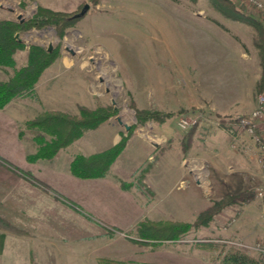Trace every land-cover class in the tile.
I'll return each instance as SVG.
<instances>
[{
    "label": "rangeland",
    "instance_id": "obj_1",
    "mask_svg": "<svg viewBox=\"0 0 264 264\" xmlns=\"http://www.w3.org/2000/svg\"><path fill=\"white\" fill-rule=\"evenodd\" d=\"M232 1L247 16L229 15L221 8L225 5L217 4L215 0H99L98 4L90 0H0V20L14 21L30 19L39 7L73 12L82 10L86 3L90 4L87 13L68 27L63 37L57 35L53 25L18 33L25 48L15 52L12 66L0 67V77L3 76L0 81L11 79L29 64L32 46L48 50L51 47L58 51V56L44 70L32 90L10 102L15 99L30 101L34 108L29 109L31 117L40 111L51 110L78 116L81 106L90 109L116 107L118 110L116 115L87 130L54 157L45 159V162L41 159L43 167L40 170L57 171L53 163L64 168L70 157L102 152L112 145L113 138L127 137L128 152L117 157L112 171H108V177L119 181L122 189L120 193L117 190L106 195L107 216L97 213L96 201L86 194L88 191L83 194L77 190V195L67 197L55 189L56 193L69 199L66 203L23 177L36 191L58 203L57 216L53 217L52 224H47L57 237V264H221L215 257L217 246L211 247L209 243L225 245L227 249H242L240 243L264 240V198L257 196V189L264 184V125L261 124L263 129L259 130L260 141H256L239 122H236L237 127L241 128L238 127L237 131L232 128L225 135L227 140L232 137L231 143L237 142L235 148L239 151L244 148L239 147L240 139L246 140L247 136L251 142L250 145L244 141L249 144L248 167L252 171H233L235 176L229 180L225 178L227 173H232L227 171L229 164L242 169L233 161H220L222 170L226 171L212 170L213 160L193 158L190 154L180 161L191 170L192 174L187 178L176 167L177 160L164 157L167 149L170 150L168 153L175 155L178 139L191 129L181 128L183 118L196 123L201 142L213 128H218L222 118L230 122L229 117L210 110L202 101L225 89L228 81L219 78L216 70L209 72L204 65L195 64L190 45L194 38L199 39L192 35V25L199 27L205 23L208 27L210 23L206 21H211L220 27L226 17H231L241 23V28L235 27L239 34L232 33L234 40L242 42L246 49L253 43L259 47L260 29L256 22L264 25V15L242 0ZM165 47H170L168 49L176 55L173 60L163 52ZM178 53L182 55L179 59ZM254 57L248 64L237 61L231 65L234 79H237L234 74L239 72L243 82H253L255 72L261 70ZM177 59L182 64H177ZM259 93L257 87L254 90L256 101ZM137 110L159 114L141 120ZM178 110L185 112L165 116ZM38 132L39 129L27 124L19 127L20 138L26 142L31 154L38 148L34 140ZM167 135L170 140L165 139ZM143 150L145 163L136 168L131 158L142 157ZM151 155L154 157L149 160ZM161 157L165 159L161 160ZM35 178L43 183L42 186H51L43 179ZM189 185L199 187L201 191L197 193L201 202L196 207L193 203L186 207L184 201L181 202ZM223 200L229 203L207 224L192 227L180 239L146 244L133 241L138 239L134 229L140 220L186 219L185 222L191 223L200 209ZM32 228L34 233L49 231L41 225ZM14 230L21 231L18 225ZM242 250L264 264V254Z\"/></svg>",
    "mask_w": 264,
    "mask_h": 264
},
{
    "label": "crops",
    "instance_id": "obj_2",
    "mask_svg": "<svg viewBox=\"0 0 264 264\" xmlns=\"http://www.w3.org/2000/svg\"><path fill=\"white\" fill-rule=\"evenodd\" d=\"M213 21L217 22L215 20ZM206 22H209L210 26L207 27L205 23L201 24L199 27H195V25L191 26L192 35H196L199 39L193 37L194 40L190 45L193 51H190V55L192 59H195L193 60L195 64L204 65L209 72H214L216 70L219 78L228 81L225 89L219 91L213 98L208 100L202 99V101L205 102V105L208 104L210 110L223 117H229L230 122H226L225 120L223 122L220 121L218 128H213L210 135L202 142L197 135L198 131L195 130L188 147L184 146L183 140L187 132L184 133L183 136L178 139L177 151H174L175 155L168 153L170 150L167 149V155L164 157L171 156L174 161L177 160L175 164L176 167L181 170L187 178L191 176V170L187 169L184 164L181 165L180 161L182 159L185 160L190 154H192L193 158L206 157L213 160L211 166L212 170L226 171L222 170L220 165L222 163L220 161L223 159L229 163L233 161V163L235 162L242 169H237L235 165L231 166L229 164L230 167L227 171H231L232 173L225 174L226 180H229L235 176L233 171L251 170V167H248V154H250L248 152H250L249 144L251 145V142L248 141L249 139L247 136L245 137L246 140L240 139L241 144L239 143V147L242 145L244 148H240L239 151L235 148L237 142L231 143L230 140L232 137L227 140L225 135H228L227 133L230 132L232 128L237 131V128L240 127H237L236 122L238 121L235 120L236 118L249 113L256 107L257 101L254 90L259 86V82L263 75L262 54L257 44L253 43L246 49L245 46L242 45V42L234 40L233 34L235 32L239 34L236 28H241V26L239 27V24H241L240 20L226 17L225 23L220 25V27L218 23H213L211 21ZM183 23L185 25V21H183ZM221 26L225 29L223 30ZM168 48L170 47H165V51H163L167 57L172 58L176 56L173 55V51ZM178 54L179 59L182 55L180 53ZM253 57L257 59V64H260L259 67L261 69L255 72L253 79L251 78L253 82H243L239 72L238 74H234L237 75L238 80L234 79L235 77L233 78V75H231V70H233L231 65L235 62L237 63V61L245 63L248 61L251 62ZM178 59L176 60L177 64H182ZM246 69L249 70V68ZM235 72L237 73V70H235ZM250 73H252V71ZM2 78L3 76L0 77V80ZM30 108L34 109L30 101H20L18 99H15V102L13 100V102H10L4 108H0V155L13 165L30 172L35 177L43 179L67 197L70 195H77L78 191L83 194L88 191L86 194H89L90 197H94L96 201L98 206L97 213L102 216H107L108 214L105 210L106 195L117 190V192L120 193L122 189L119 181L117 182L114 177H108L109 172L101 178L83 179L76 177L70 171L72 157H70L68 164H66L64 168L60 166L59 168L56 163H53V168L57 171H41L40 169L43 167V160L41 159L33 163L27 160V156L31 155V150L27 148L26 142L20 138L19 127L26 126L28 121L36 118V116L43 112L40 111L36 116L31 117L29 115L32 112H30ZM261 124L264 125V121H262ZM261 129H263L262 126ZM119 139L121 140V138ZM119 139L116 137L113 138L112 145L108 146L106 149L116 145L120 141ZM165 139L170 140V137L167 135ZM234 139H236V137H234ZM102 141H104V139ZM155 146L159 145L156 144ZM127 149L128 145L118 158L122 155L124 156V154L128 152ZM144 151L145 150H143L141 155L142 157H136L135 159L134 157L131 158V161L134 162V167L137 168L145 163ZM153 157L154 155L149 156V160H152ZM164 157H161V160L165 159ZM45 161L44 159V162ZM155 166L156 164L153 165L152 171ZM112 168L113 166H111L109 171H112ZM117 171L121 170L117 169ZM26 181L20 174L15 172V170L0 163V264H57L56 256L59 255L58 244L56 242L57 237L51 232L52 227H47V224H52L53 217L57 216L58 203L57 201L50 200L48 196L43 195L42 192L36 191V188ZM197 184L200 186L198 181ZM73 186L75 187L73 188ZM168 188L167 186V189ZM198 188L199 187L189 185L186 191V197L181 199L180 196L179 199H181V202L184 201L183 204L186 207L192 203L195 204V207L197 204H200L201 198L197 193L201 191ZM118 206H120V202ZM200 211L201 209L198 211L197 216ZM140 221H138V223ZM184 221L187 220L185 219ZM15 225H18L21 231H15ZM36 225H41L42 228L48 229L49 231L34 233L32 227ZM65 253L71 255L70 252Z\"/></svg>",
    "mask_w": 264,
    "mask_h": 264
},
{
    "label": "trees",
    "instance_id": "obj_3",
    "mask_svg": "<svg viewBox=\"0 0 264 264\" xmlns=\"http://www.w3.org/2000/svg\"><path fill=\"white\" fill-rule=\"evenodd\" d=\"M217 4L223 3L225 13L238 15L240 18L245 16L239 10L232 0H215ZM93 4H98L99 0H90ZM81 11L64 12L54 11L45 7H39L37 12L30 19L25 20H0V67L12 66L15 62L14 54L17 50L25 48L23 40L19 38L18 33L28 31L31 28H41L47 25H53L59 37L65 35L66 29L73 25L80 17L75 15ZM247 16V15H246ZM238 17V18H239ZM244 18V17H243ZM260 29V42L263 75L259 82L258 91L264 92V25L256 22ZM32 55L30 62L21 68L11 79L0 81V108H4L16 96L32 90L40 79L44 70L51 65L58 56L57 50L49 51L41 46L31 47ZM116 107L90 109L86 106L80 107V115L73 116L59 110L45 111L36 118L28 121L27 126L39 129L38 134L34 137L38 148L36 153L28 155L27 160L34 162L39 159H50L54 157L61 149L69 146L75 140L83 136V134L92 128H96L118 112ZM185 111L178 110L169 112L165 116L181 115ZM137 114L141 120H147L156 117L158 112L140 111ZM241 117L236 118L240 123ZM225 119L222 118V122ZM196 124V123H195ZM193 125L184 136V146L188 147L197 125ZM131 131V129H130ZM129 131V132H130ZM49 136V137H48ZM126 138H122L116 145L89 156L79 154L76 155L70 163V171L76 177L101 178L110 170L112 164L126 147ZM0 163L9 166L15 172L20 174L26 180L31 181L35 185L43 187L45 192L55 195L59 200L69 203V199L63 197L60 193H56L55 188L47 184L42 186L33 174L13 165L7 159L0 155ZM229 201L223 200L214 202L211 206L201 210L194 222L185 221H152L149 219L141 220L135 227L138 239H133L139 244L146 242L176 240L180 239L192 227H198L207 224L213 215L218 212ZM204 244V243H202ZM209 245L217 246L215 257L220 260L221 264H261V261L251 256L245 250L238 247H230L227 249L225 245L219 246L215 243Z\"/></svg>",
    "mask_w": 264,
    "mask_h": 264
},
{
    "label": "built area",
    "instance_id": "obj_4",
    "mask_svg": "<svg viewBox=\"0 0 264 264\" xmlns=\"http://www.w3.org/2000/svg\"><path fill=\"white\" fill-rule=\"evenodd\" d=\"M242 1L246 4L252 5L254 8H256V10L264 15V0ZM262 121H264V92H260L258 94L256 107L249 114L241 116L240 123L247 129V131L256 141H260L259 130L261 128ZM194 124V121L191 122L185 118H183L180 122L181 128L186 130L190 129ZM257 196L264 198V184L257 189ZM240 248L264 254V240H258L252 244L240 243Z\"/></svg>",
    "mask_w": 264,
    "mask_h": 264
},
{
    "label": "water",
    "instance_id": "obj_5",
    "mask_svg": "<svg viewBox=\"0 0 264 264\" xmlns=\"http://www.w3.org/2000/svg\"><path fill=\"white\" fill-rule=\"evenodd\" d=\"M89 8H90V4L89 3H86L85 5H84V7L82 8V10L79 12V13H77L75 16L76 17H81V16H83L85 13H87V11L89 10ZM19 18H22V17H19ZM52 50V48L50 47L49 48V51H51ZM120 121V120H119ZM126 128L127 129H129V125H126Z\"/></svg>",
    "mask_w": 264,
    "mask_h": 264
}]
</instances>
